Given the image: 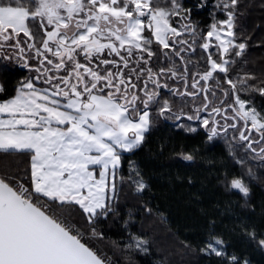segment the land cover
Segmentation results:
<instances>
[{"label":"snow or ice","instance_id":"obj_1","mask_svg":"<svg viewBox=\"0 0 264 264\" xmlns=\"http://www.w3.org/2000/svg\"><path fill=\"white\" fill-rule=\"evenodd\" d=\"M240 2L216 0L201 26L183 0H37L34 9L0 0V61L28 73L12 94L0 83V152L29 158L26 168L0 174V264H108L86 232L102 237L96 224L118 215L125 185L153 214L144 199L151 183L131 157L160 119L203 129L208 143L231 135L264 162V105L255 103L264 100V74L235 67L247 65L252 39L239 30ZM175 155L196 159L194 151ZM223 183L250 197L242 176L225 173ZM132 219L129 212L126 229ZM214 227L209 220L200 243L181 247L217 264H251ZM239 229L264 251V233ZM128 238L124 250L151 255L147 238Z\"/></svg>","mask_w":264,"mask_h":264},{"label":"trees","instance_id":"obj_2","mask_svg":"<svg viewBox=\"0 0 264 264\" xmlns=\"http://www.w3.org/2000/svg\"><path fill=\"white\" fill-rule=\"evenodd\" d=\"M25 2L20 0L22 6ZM198 2L183 0L185 6L192 8V20L201 26L208 25L216 0H208L204 9L196 6ZM239 11L242 13L239 30L252 39L245 57L248 63L238 62L236 71L260 76L264 74V46H261L264 0H241ZM217 16L222 18V13L217 12ZM9 69L8 62L0 61V83L12 94L17 81L24 77L19 70ZM255 103L260 107L264 100L257 96ZM176 104L178 107L180 101ZM206 137L203 129L190 133L177 129L170 120L160 119L156 123L145 145L131 157L151 183L152 191L144 199L153 207V214L143 212L142 201L125 185L115 204L118 215L100 218L96 224L102 237H92L86 232L90 244L106 256L110 264H217V258L188 252L180 244V241L191 242L193 246L200 243L205 238L209 220L215 221L214 231L223 234L229 252L247 256L251 264H264V251L239 229L243 223L255 228L258 234L264 233V162L253 159L251 154L235 145L231 135L218 137L212 143H208ZM181 149L194 151L196 159L193 162L179 159L175 153ZM28 159L0 152V174L26 168ZM238 160H243L244 165ZM249 169L252 175L248 174ZM124 172L126 174V168ZM225 173L229 178L242 176L251 188L250 197L246 199L236 190H227L223 183ZM129 212L133 219L126 229L124 221ZM73 213L78 226L83 225L78 209H73ZM129 232L150 241L151 255L124 250Z\"/></svg>","mask_w":264,"mask_h":264},{"label":"flooded vegetation","instance_id":"obj_3","mask_svg":"<svg viewBox=\"0 0 264 264\" xmlns=\"http://www.w3.org/2000/svg\"><path fill=\"white\" fill-rule=\"evenodd\" d=\"M24 1H26L24 3V7L29 8V9H34L36 6V3H37V0H29V2H28V0H24ZM9 66H10V69H9L10 71H13V68H14V69L19 70L23 74V77L28 75V73L25 69H23L22 67L14 64V63H9Z\"/></svg>","mask_w":264,"mask_h":264},{"label":"built area","instance_id":"obj_4","mask_svg":"<svg viewBox=\"0 0 264 264\" xmlns=\"http://www.w3.org/2000/svg\"><path fill=\"white\" fill-rule=\"evenodd\" d=\"M108 264H110V261L108 260Z\"/></svg>","mask_w":264,"mask_h":264},{"label":"rangeland","instance_id":"obj_5","mask_svg":"<svg viewBox=\"0 0 264 264\" xmlns=\"http://www.w3.org/2000/svg\"><path fill=\"white\" fill-rule=\"evenodd\" d=\"M23 5V4H22Z\"/></svg>","mask_w":264,"mask_h":264}]
</instances>
